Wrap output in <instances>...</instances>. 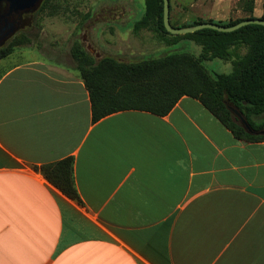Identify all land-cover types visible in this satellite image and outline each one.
<instances>
[{
    "label": "crops",
    "instance_id": "crops-1",
    "mask_svg": "<svg viewBox=\"0 0 264 264\" xmlns=\"http://www.w3.org/2000/svg\"><path fill=\"white\" fill-rule=\"evenodd\" d=\"M65 158L79 201L33 169ZM0 264H264V141L188 96L92 122L71 59L17 47L0 59Z\"/></svg>",
    "mask_w": 264,
    "mask_h": 264
},
{
    "label": "trees",
    "instance_id": "trees-1",
    "mask_svg": "<svg viewBox=\"0 0 264 264\" xmlns=\"http://www.w3.org/2000/svg\"><path fill=\"white\" fill-rule=\"evenodd\" d=\"M147 4V17L152 21L156 17L154 29L171 35L162 24V0H147ZM247 8L244 18L220 25L232 26L244 19L256 18L252 16L253 0ZM204 22L215 23L209 20L196 24ZM187 35L200 38L196 41L203 49L200 56L174 51L137 62H119L108 56L95 61L78 44L74 45L70 54L88 93L92 122L124 110L164 116L181 97L188 96L199 101L235 138L264 141V133L245 132L225 106L227 103L235 107L253 132L264 130V26L251 24L232 32L201 29ZM20 44V41H7L0 47V59ZM238 47L245 48L246 53L232 61L229 74L209 71L203 65L207 61L205 52H210V60H225L229 50L236 51ZM33 169L67 198L79 201L72 179L71 158Z\"/></svg>",
    "mask_w": 264,
    "mask_h": 264
},
{
    "label": "rangeland",
    "instance_id": "rangeland-1",
    "mask_svg": "<svg viewBox=\"0 0 264 264\" xmlns=\"http://www.w3.org/2000/svg\"><path fill=\"white\" fill-rule=\"evenodd\" d=\"M249 3L250 0H169V22L175 27L209 20L226 24L244 18ZM147 9V0H45L7 41H20L18 48L30 47L41 54L67 55L74 66L70 51L76 44L95 61L108 56L128 63L174 51L195 57L203 53L196 42L199 37L167 35L154 29L156 17L153 21L147 17ZM256 10H260V0H256ZM244 53L246 49L238 47L236 51L230 49L225 60H210L207 51L203 65L209 71L229 74L232 61Z\"/></svg>",
    "mask_w": 264,
    "mask_h": 264
},
{
    "label": "water",
    "instance_id": "water-1",
    "mask_svg": "<svg viewBox=\"0 0 264 264\" xmlns=\"http://www.w3.org/2000/svg\"><path fill=\"white\" fill-rule=\"evenodd\" d=\"M43 0H0V6L5 4L6 9L0 13V47L14 35L21 27L23 14L35 12ZM162 24L166 32L171 35L193 33L201 29H211L219 32H232L246 25L264 26V19H244L232 26H223L218 23L204 22L186 27H173L169 22V0H162ZM227 110L238 121L248 134H263L264 130L253 132L242 114L233 106L225 103Z\"/></svg>",
    "mask_w": 264,
    "mask_h": 264
},
{
    "label": "flooded vegetation",
    "instance_id": "flooded-vegetation-1",
    "mask_svg": "<svg viewBox=\"0 0 264 264\" xmlns=\"http://www.w3.org/2000/svg\"><path fill=\"white\" fill-rule=\"evenodd\" d=\"M5 9H6V6H5V4L4 3H2V5L0 6V13L1 12H4L5 11ZM32 12H30V13H26V14H23L22 15V17H21V27L19 28V30L24 26V22H25V18L28 16V15H30ZM7 41H5V43H6ZM4 43V44H5ZM3 44V45H4Z\"/></svg>",
    "mask_w": 264,
    "mask_h": 264
}]
</instances>
